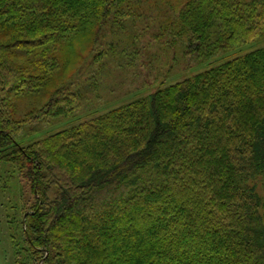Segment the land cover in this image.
<instances>
[{"label":"trees","instance_id":"16d2710c","mask_svg":"<svg viewBox=\"0 0 264 264\" xmlns=\"http://www.w3.org/2000/svg\"><path fill=\"white\" fill-rule=\"evenodd\" d=\"M145 1L0 0V157L33 196L23 244L41 264H264L253 184L264 177V47L26 147L15 140L41 115L70 117L75 99L60 88L17 118L10 96H43L89 22L124 32ZM167 23L153 37L162 51L171 36L204 61L264 38V0H187Z\"/></svg>","mask_w":264,"mask_h":264},{"label":"rangeland","instance_id":"374dc122","mask_svg":"<svg viewBox=\"0 0 264 264\" xmlns=\"http://www.w3.org/2000/svg\"><path fill=\"white\" fill-rule=\"evenodd\" d=\"M146 1L143 6V2L136 4L138 10H143L138 19H120L121 23H125L124 32L112 21L100 30L93 23L95 21L89 22L88 31L96 34L87 32L76 35L71 46L66 49L70 57L68 62L61 56V63L65 66L58 70L54 81L43 90V96H10L17 118L36 113L45 106L51 94L60 88L75 99L70 117L57 119L39 115L38 119L24 125L15 136L18 144L26 147L45 136L69 129L108 110L264 47V38H261L199 61L194 56L182 54V43L172 45L174 37L170 36V49L164 52L162 44L165 37L155 40L154 34L159 33L160 28L167 27L168 20L177 19L178 11L187 0L184 3L180 0ZM155 6L158 8L152 9ZM167 9L168 16L165 13ZM169 31L173 33V28L168 29L167 33ZM118 52L120 56L115 57ZM11 61L18 64L28 62L22 57ZM97 64L98 69L101 68L100 74L90 79V75L95 73L96 67H93ZM60 72L62 75H59ZM95 78L96 84L92 81ZM29 85L32 86L28 84L25 87ZM253 184L263 200L261 214L264 220V177ZM32 203L33 196L17 166L0 157V264L42 263V259L37 263L32 260V255L23 244L24 216L31 210ZM21 249L26 251L21 253Z\"/></svg>","mask_w":264,"mask_h":264},{"label":"water","instance_id":"95a60500","mask_svg":"<svg viewBox=\"0 0 264 264\" xmlns=\"http://www.w3.org/2000/svg\"><path fill=\"white\" fill-rule=\"evenodd\" d=\"M26 215L24 216V219H25ZM42 262V261H41Z\"/></svg>","mask_w":264,"mask_h":264}]
</instances>
